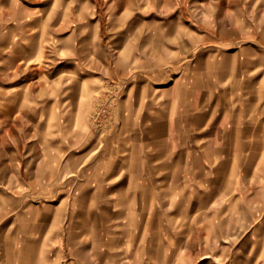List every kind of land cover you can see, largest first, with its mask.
I'll list each match as a JSON object with an SVG mask.
<instances>
[{
  "label": "crops",
  "instance_id": "obj_1",
  "mask_svg": "<svg viewBox=\"0 0 264 264\" xmlns=\"http://www.w3.org/2000/svg\"><path fill=\"white\" fill-rule=\"evenodd\" d=\"M43 1L50 3L40 6L31 1L25 15L0 13V63L15 65L13 73L0 68V81L9 77L21 81L0 89V174L5 176L8 170L10 183L18 181L13 191L23 186L37 189L38 167L44 161L50 176L66 177L68 195L76 192L67 205H58L62 210L66 205L65 213L69 209L76 216L69 219V214L62 213L58 219L50 211L42 215L45 207L28 205L13 191L1 189L0 264H45L47 253L30 247L41 240L69 238L71 223L78 225L81 239L87 233L95 240L110 233L111 246L120 249L113 254H123L122 248L130 245L138 247L136 242L131 244L133 240L144 241L142 264H264V0H244L248 6L244 16L234 25L218 26L221 35H214L213 21L207 20L204 36L211 40L206 41L198 40L195 25L188 30L179 22L174 24L173 40L165 39L164 24L152 29L158 36H151L147 32L151 20H145L147 30L143 28L142 33L147 35L140 45L129 47L141 48L147 65H165L169 49L174 52L173 63L182 61L187 49L205 51L182 62L172 85L147 94L141 86L138 104L134 99L139 95L130 99L131 111L142 112L136 129L127 123L116 149L95 162L89 161L83 132L72 137L77 149L67 144L70 133L67 126L63 130L65 120L60 119L69 112L80 113V104L78 109L74 106L83 87H71L64 74L48 72L42 77L37 71L17 72L23 64H38L40 50L49 63L54 47L48 43L49 32H66L63 42L75 39L76 31L82 42L92 31L101 33L105 26L100 18L103 9L98 7L101 0H94L98 12L87 10L91 0ZM21 2L13 0L15 5ZM6 3L9 0H0V7L5 9ZM200 9L203 15L213 12L207 3ZM197 14L196 7L177 13ZM76 20L80 24L71 28L70 22ZM236 32L243 34L240 46L230 36ZM217 35L236 50L216 56L212 40ZM121 43L115 35L110 38V48L117 49ZM58 49L65 53L64 47ZM44 78L51 82H43ZM154 97L159 102L155 105ZM44 112L52 118L58 112L47 150L38 151L33 140L27 151H21L18 142L8 143L11 150L7 151L6 127H17L16 136L28 133L37 139ZM198 143L205 144L199 154ZM67 222L66 231H60L58 225Z\"/></svg>",
  "mask_w": 264,
  "mask_h": 264
},
{
  "label": "rangeland",
  "instance_id": "obj_2",
  "mask_svg": "<svg viewBox=\"0 0 264 264\" xmlns=\"http://www.w3.org/2000/svg\"><path fill=\"white\" fill-rule=\"evenodd\" d=\"M31 1L34 4L37 2L40 6H46L44 4L48 5L50 3V1L44 3L46 1L43 0H22L20 5H15L13 0H9V3H6L4 6L5 9L0 7V13L5 14L12 12L15 15H25V13L28 12L27 9L29 8ZM95 2L96 1L91 0V7L87 9L88 11H99V9L95 10L93 8ZM100 3L101 4H98V7L103 9V14L100 18L102 19L103 25H105L103 26L101 33L92 31L89 33L90 37L88 32L81 33L83 36L88 35V38L82 42L78 40L77 37L79 31H76L74 33L75 39L72 38L63 42L61 40L62 35L66 32H49L48 43L54 45L52 50H50L52 55L48 57L51 59L48 60L50 64L45 63V61H47V55L40 50L38 54L40 62L38 64H23L21 65L19 72H17L18 75L19 73L29 74L30 72L37 71L40 76L48 72L54 74L53 76L64 74L63 78H67L65 82H69L71 87L74 85H81L83 87L81 90V96L79 97L76 95V105L74 106L76 108L79 103L82 111L79 110L80 113L77 111L69 112L65 117L60 116V119L63 118V120H65L63 130H66L65 126H67L70 133L69 137L71 138L67 144L74 150L77 149V147L72 144V137H76V134L79 131L84 133L85 148L90 151V162H95L105 153L116 149V145L119 143L120 138L123 139L125 137L124 133L126 131L125 126L127 123L135 124L136 129V126L139 124L138 122L141 120L140 117L142 112L131 111L130 99H132V96L135 97L136 95H139L138 99L135 97L134 103L138 100L140 101L142 93L141 86L144 87V90L146 91H144V94H147L151 93L152 90L156 91V88H163L172 85L176 76L180 72L179 68L183 65L182 62H185V60L188 61L191 57L199 55L203 50L205 51V49L201 48L192 50L187 49L186 53H183L182 55L184 59L178 63H173L174 58L171 56L174 55V52L173 49H169L171 55H166L168 59L166 60L167 62L165 65H160L159 68L157 67V64H154V67L150 64L147 65L146 61L141 58L142 49L129 47L131 44L140 45L142 39L147 35V33H142V29L147 26L144 25L145 20H151L149 31L145 28L151 36L153 34L158 36L159 32L152 29H155L156 25L164 24V27L166 28L165 33H163L165 39L167 41L173 40L176 33L173 31V28L175 29L177 27H175L174 24L179 22L188 27V30L190 25H195L194 27L197 30L198 40L206 41L211 40L209 38L206 39L204 36L206 32L203 24H205L207 20L211 19L213 21L215 27L214 35L216 36L217 33L221 35V28L219 29L218 26L221 24L234 25L232 24L234 23V20L244 16V10L248 7L244 0H101ZM206 3L213 10L211 15H203L201 12L200 7ZM72 5L76 6V3ZM194 7L198 8L197 15H177L180 9L184 8L188 10ZM223 9L227 11L225 14L222 12ZM144 10H150L152 13L147 15L143 12ZM81 18L85 20L84 17ZM88 18L89 16L87 19ZM95 18H99V16L96 15ZM9 22V20H6V23ZM216 22H218V25ZM74 24L78 26L80 21H71V28H76L74 27ZM114 35L115 39L121 40L122 42L120 46L118 44L117 49L110 48V38ZM242 35L243 34L240 32L230 35L233 37V42L237 43V46L242 45ZM219 38L220 37L218 36V39L215 37L212 40V45H214L213 50L216 56L221 55V52H225L227 49H230V52L236 50V48H232L233 46L231 44H228L225 41H220L221 39ZM95 44H97L98 47H96ZM199 45L204 46L206 43L200 42ZM56 46L64 47L65 53L60 54L59 49ZM190 51H192V53L194 52V55L191 54ZM151 61L156 60L151 59ZM0 68L7 73H13L15 71V65L8 62L0 63ZM159 71L162 75L158 77ZM48 81L51 82V80L44 78L43 82ZM20 82L21 81L17 80V78L13 79L9 77L7 80L0 81V89L4 90L3 87H12ZM138 102L136 104H138ZM157 103H159L158 97H154L153 104L155 105ZM76 109H78V107ZM57 115L58 112L54 116L57 118ZM51 116L52 115L49 112H44L42 114V120H40L41 122L38 127L39 135L37 139H34L35 137L29 138L28 133L21 135V133L18 132L16 136L17 127L7 126V144L12 142L11 146H14V142H18L16 143L17 147L19 146L21 151H27L33 140H37L38 151H46L47 145L52 138L51 133L55 130L52 126V122L56 118H52ZM151 116H154V114L151 113ZM69 119L71 121H69ZM69 126L71 127L69 128ZM59 129L57 131L60 134L61 132ZM1 136L2 135L0 134V144H3L1 143ZM9 145L10 144L7 146L9 147L7 151L11 150V146ZM195 146H197L196 152L198 154L204 152L205 144L198 143ZM43 163L45 162L41 161V165L38 167L40 176L36 187L37 189H30L29 187L25 188L27 186H23L22 189L13 191L16 189L15 184H18V181L16 182L13 180L10 183L8 170L5 176H1L3 175L1 173L0 183L2 186H0V202L3 200L2 198L4 196L2 190H6L10 194L11 191H13L18 195V198H23V201L27 202V204L34 202L41 207H45L42 208V212H40L42 215H45L50 211L52 212V215L55 214L58 219L59 217H62V213H64V215L69 214V219H72L71 217H73L75 213H72L69 209H67V212L65 213V208L68 200H71L70 197L75 196L76 192L68 195V192H65L68 188L66 177L50 176V169L45 167ZM11 185H13V187ZM66 195L69 197H66L61 202L62 198ZM59 203L62 205L66 203L64 210L59 208ZM12 211L11 208V212ZM26 211H28V208L25 209V212ZM2 215H0V222L3 218ZM58 226H60V231L62 228L64 230L68 227V222L63 227L61 224ZM77 230L78 225L76 223L72 225L71 223L70 234H66L69 235V238L60 239L62 241L41 240L37 245L32 244L33 247H30L32 248L30 250H33V248H39L42 249L43 252H46L48 261L45 262V264H142L144 258L141 256V252L143 251L141 249L143 248L144 241L133 240L131 241V244L136 242L138 243V247H131L130 245L129 248L127 247L128 250L127 248H122L125 250L123 254H113L114 251L116 252L120 249H115V247L111 246L113 240L110 239V233H105L103 237L96 240L93 238L92 234L87 233L84 239H81L78 236ZM94 244H96L95 247Z\"/></svg>",
  "mask_w": 264,
  "mask_h": 264
}]
</instances>
